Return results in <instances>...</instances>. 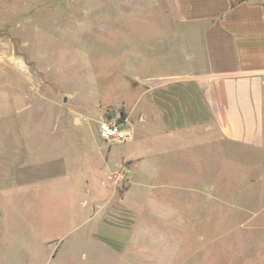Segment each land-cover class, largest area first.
I'll return each instance as SVG.
<instances>
[{
  "label": "crops",
  "instance_id": "crops-1",
  "mask_svg": "<svg viewBox=\"0 0 264 264\" xmlns=\"http://www.w3.org/2000/svg\"><path fill=\"white\" fill-rule=\"evenodd\" d=\"M110 3L65 8V26L57 27L65 44L81 49L72 32L89 25L74 16L97 12L90 26L98 45L110 33L113 90L125 95L117 108L101 99L91 106L51 66L34 70L29 61L19 70L13 66L19 56L0 52V68H15L0 71L2 205L7 192L33 195L58 186L69 201L81 190L89 200L82 206L112 208L121 199L109 177L124 175L131 185L123 201L150 207L155 188L167 185L152 177L209 169L217 145L264 153V0ZM105 118H121L132 137L102 141L98 125ZM77 176L84 183L76 190Z\"/></svg>",
  "mask_w": 264,
  "mask_h": 264
},
{
  "label": "rangeland",
  "instance_id": "rangeland-1",
  "mask_svg": "<svg viewBox=\"0 0 264 264\" xmlns=\"http://www.w3.org/2000/svg\"><path fill=\"white\" fill-rule=\"evenodd\" d=\"M96 3L0 0V52L19 56V65L13 64L19 70L29 61L35 62L34 70L51 66L91 106L101 99L117 108L125 95L113 90L110 33L98 45L96 28L90 26L97 12L74 16L89 25L72 32L73 44L81 49L65 44L64 30L57 27L65 26L63 9H94ZM54 9L61 12L54 15ZM226 148L217 145L209 169L189 167L180 177H152L167 185L155 188L150 207L123 201L131 185L124 175L109 177L121 199L112 208L84 206L89 200L81 190L69 201L58 186L33 195L7 192L6 205L0 196V264H264V153ZM75 178L77 190L84 180ZM87 179L95 182L93 174Z\"/></svg>",
  "mask_w": 264,
  "mask_h": 264
},
{
  "label": "built area",
  "instance_id": "built-area-1",
  "mask_svg": "<svg viewBox=\"0 0 264 264\" xmlns=\"http://www.w3.org/2000/svg\"><path fill=\"white\" fill-rule=\"evenodd\" d=\"M98 137L106 142H122L132 137V131L117 120L102 119L98 125Z\"/></svg>",
  "mask_w": 264,
  "mask_h": 264
},
{
  "label": "trees",
  "instance_id": "trees-1",
  "mask_svg": "<svg viewBox=\"0 0 264 264\" xmlns=\"http://www.w3.org/2000/svg\"><path fill=\"white\" fill-rule=\"evenodd\" d=\"M117 122H118V123H120V121H119V120H118Z\"/></svg>",
  "mask_w": 264,
  "mask_h": 264
}]
</instances>
